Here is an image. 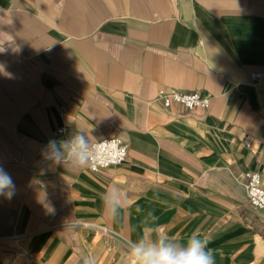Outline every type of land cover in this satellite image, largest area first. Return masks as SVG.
Wrapping results in <instances>:
<instances>
[{
	"label": "crops",
	"instance_id": "obj_1",
	"mask_svg": "<svg viewBox=\"0 0 264 264\" xmlns=\"http://www.w3.org/2000/svg\"><path fill=\"white\" fill-rule=\"evenodd\" d=\"M264 0H0V264H128L136 243L209 241L216 264H264ZM209 95L163 104L161 90ZM65 132L57 134L59 128ZM119 136L97 172L49 140ZM118 199L112 218L107 194ZM70 222H86L77 226Z\"/></svg>",
	"mask_w": 264,
	"mask_h": 264
},
{
	"label": "clouds",
	"instance_id": "obj_2",
	"mask_svg": "<svg viewBox=\"0 0 264 264\" xmlns=\"http://www.w3.org/2000/svg\"><path fill=\"white\" fill-rule=\"evenodd\" d=\"M107 141L103 149H96L103 160H107ZM56 140H49L47 148L49 152L42 153L54 158L55 164L62 162V157L69 156L74 165L78 167L89 166L91 156L88 142L82 134H77L72 138L71 148L68 153H62L56 147ZM63 147L68 148L69 142L64 141ZM16 194V185L10 173L0 166V196L12 199ZM106 206L111 208L112 218L118 215L119 202L114 193L107 194ZM209 241L198 235L187 238L183 246L168 243L163 239L146 244L143 240L136 242L131 248L133 264H216L214 250L208 247ZM85 264H96L95 258L86 261Z\"/></svg>",
	"mask_w": 264,
	"mask_h": 264
},
{
	"label": "built area",
	"instance_id": "obj_3",
	"mask_svg": "<svg viewBox=\"0 0 264 264\" xmlns=\"http://www.w3.org/2000/svg\"><path fill=\"white\" fill-rule=\"evenodd\" d=\"M263 78L264 70L252 71L249 74V80L251 82H257ZM159 98L162 99L166 107H170L174 103H180L190 110L198 107L209 108L212 103V98L209 95H203L198 91L184 92L176 89L161 90ZM64 132L65 128L63 127L57 130V134H62ZM106 141L108 142L106 146L108 159L103 160L99 153H96V149L100 148L102 150ZM88 145L90 153H96L91 156V162L88 166L93 172L120 165L125 162L128 156V146L119 136H110L100 140H94ZM70 148L71 144L69 145V151ZM245 176L247 178L246 187L250 203L257 208H264V183L261 173L258 171H246ZM70 224L87 227L92 226L86 222H70ZM97 228L104 234L115 237L131 252V248L135 244L134 242L110 228ZM128 264H133V260L131 259Z\"/></svg>",
	"mask_w": 264,
	"mask_h": 264
}]
</instances>
